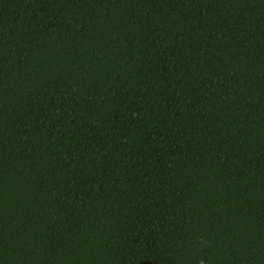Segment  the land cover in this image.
<instances>
[{"label": "trees", "instance_id": "16d2710c", "mask_svg": "<svg viewBox=\"0 0 264 264\" xmlns=\"http://www.w3.org/2000/svg\"><path fill=\"white\" fill-rule=\"evenodd\" d=\"M0 264H264V0H0Z\"/></svg>", "mask_w": 264, "mask_h": 264}]
</instances>
